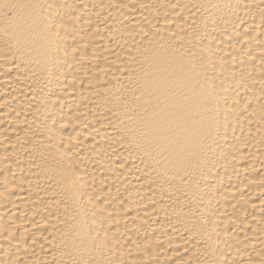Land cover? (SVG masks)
Masks as SVG:
<instances>
[{
	"label": "bare ground",
	"instance_id": "6f19581e",
	"mask_svg": "<svg viewBox=\"0 0 264 264\" xmlns=\"http://www.w3.org/2000/svg\"><path fill=\"white\" fill-rule=\"evenodd\" d=\"M0 264H264V0H0Z\"/></svg>",
	"mask_w": 264,
	"mask_h": 264
}]
</instances>
